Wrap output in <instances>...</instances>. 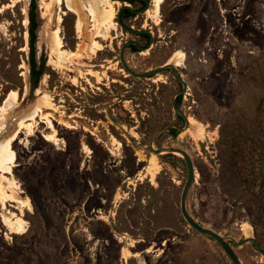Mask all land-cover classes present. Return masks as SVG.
<instances>
[{"label": "rangeland", "instance_id": "1", "mask_svg": "<svg viewBox=\"0 0 264 264\" xmlns=\"http://www.w3.org/2000/svg\"><path fill=\"white\" fill-rule=\"evenodd\" d=\"M109 1L119 3L117 26L102 39L95 37L105 31L100 0H70V7L37 0L35 49L46 68L32 91L30 0H0V148L19 131L11 171L0 172V264H232L217 242L181 216L188 177L182 156L145 150L158 130L185 126L171 107L182 88L171 71L135 79L122 68V45H145L118 25L123 5L134 11L124 25L154 36L142 54L124 51L126 64L144 73L169 62L187 85L179 109L188 128L163 133L153 148H178L189 156L195 176L188 213L223 238L248 241L232 246L242 264H264V0H163L158 12L148 0L144 13L138 1ZM57 29L63 49L77 57L59 54ZM92 36L103 47L95 54ZM177 52L183 59L170 62ZM11 92L15 100L5 103ZM109 100L114 111L98 106ZM189 117L202 125L201 133ZM187 130L198 131V139ZM51 134L57 141L47 139ZM17 219L21 232L9 226Z\"/></svg>", "mask_w": 264, "mask_h": 264}, {"label": "water", "instance_id": "2", "mask_svg": "<svg viewBox=\"0 0 264 264\" xmlns=\"http://www.w3.org/2000/svg\"><path fill=\"white\" fill-rule=\"evenodd\" d=\"M114 1H122V2H125V0H114ZM136 1H143L146 3V7L139 11L138 13H144L146 10H147V7H148V0H136ZM120 11L118 12L117 14V18H118V23L119 25L125 30L127 31L128 33H131V34H140V33H144V31H136V30H133V29H129L127 27H125L121 21H120ZM124 47L125 45L122 47L121 51H120V55H119V60L123 66V69L130 75L134 76V77H137V78H140V79H145V78H152L153 76L157 75L158 73H160L161 71H163L165 68H158V69H154L152 71H148V72H145V73H135L133 71H131L129 69V67L126 65L125 61H124V57H123V50H124ZM174 70V68H173ZM175 71V70H174ZM176 73V72H175ZM176 75V78L182 83L183 85V90L181 92H177L173 98H172V101H171V104H172V107H173V110L179 115L181 116L184 121H185V126L183 127V129L175 126V125H167L165 127H163L162 129L158 130L152 137L151 141H150V145L148 148H145L146 151H150L152 154L154 155H161V154H174V153H177L179 155L182 156L185 164H186V167H187V171H188V177H187V180L183 186V189H182V193H181V197H180V213H181V216L183 217V219L185 220V222L192 228L194 229L196 232H198L199 234L203 235V236H206L212 240H214L215 242H217L220 247L223 249L224 253L226 254V256L228 257V259L230 260V262L232 264H242L240 259L236 256V254L234 253L233 249H232V246H240V245H244L245 243H247L248 241H243L242 243H238L232 239H228V238H223L221 235H219L217 232L211 230V229H208V228H204L202 227L200 224H198L191 216L190 214L188 213L187 209H186V198H187V194L189 192V189L192 185V183L194 182V176H195V172H194V168H193V165H192V162L189 158V156L182 150L178 149V148H172V147H166V148H156L154 149L153 148V143L154 141L156 140V138L158 136H160L161 134L169 131L170 128H173L175 129V133L176 134H179L181 131H184L188 128V124H187V119L185 118V116L182 114V112L176 107L175 103H174V99L177 95L183 93L186 85L185 83L182 81V79L177 75ZM111 122H113L121 131L122 133L125 135V137L130 141L132 147L134 149H137V145L135 144V142L132 140L131 137H129L127 134H126V131L123 129V127L121 125H118L117 123H115L112 119H110ZM252 240V239H250ZM254 242V240H252ZM254 250L255 251H258L260 252L256 245H254Z\"/></svg>", "mask_w": 264, "mask_h": 264}, {"label": "bare ground", "instance_id": "3", "mask_svg": "<svg viewBox=\"0 0 264 264\" xmlns=\"http://www.w3.org/2000/svg\"><path fill=\"white\" fill-rule=\"evenodd\" d=\"M61 1H65L66 2V5L70 7V0H59V3H61ZM101 1V5L103 7V21H102V24L105 31L104 33L102 32H97V34L95 35V37H102V39H105L107 36H108V33H109V30H114L116 29V23L114 22V17H115V13H116V10L114 8V5H118L119 3L118 2H111L109 0H100ZM163 0H152V2L154 3V6L156 8V11L158 12V9H159V6L160 4L162 3ZM98 2V1H97ZM99 3V2H98ZM90 14H91V18H92V21L94 22L95 21V12L93 10H90ZM145 14L149 15L150 16V13L149 12H146ZM60 20V18H58V21ZM61 21V20H60ZM157 22V19L155 20ZM76 29H77V33L80 37L82 31H83V23H82V20H80V18L77 19V24H76ZM58 30H56V32L54 33L55 35V43H56V46L60 49L59 51V54L62 56V57H66L65 60L69 59L70 57H74L76 55V53L72 52V51H67L66 49L64 50L63 49V43H62V40H61V37L58 35ZM100 30V29H99ZM94 36H92V41H91V44H90V52L92 54H95L96 52H99L102 50V45L94 40L95 39ZM184 57V54L182 52H177L173 55V57L171 59H169L170 62L174 61V62H179V60H182ZM79 58V56H78ZM60 61V60H59ZM53 62V61H52ZM54 63V62H53ZM169 63V62H168ZM55 65V63H54ZM57 65V64H56ZM59 65V63H58ZM179 65V64H178ZM61 66V65H59ZM179 67V66H177ZM92 72V71H91ZM93 76H95V78L97 79V81L100 80V77L98 76L97 73H92ZM126 76V75H125ZM161 78H159L160 80ZM162 81V80H161ZM16 98V93L15 92H11L8 96V98L5 100V103H7V101H9L10 99L12 100H15ZM2 109L1 111H3V108H0ZM188 122L189 124H191L192 126L193 125H198L199 127L198 128V131L199 133H201L203 131L202 129V125L200 124H197L196 120H194L193 118H188ZM50 127H51V123L50 121L47 122ZM30 125V124H29ZM20 127L21 129L24 127V122H22L20 124ZM30 131V130H29ZM198 131L196 132H192L190 130H187V132L189 133L190 137L193 139V140H197L198 139ZM186 132V134H187ZM19 131L15 132L13 134V136L7 140V142H5L3 144V146H1L0 148V172L2 171L3 173H8L10 172L11 170V165L13 164V161H14V152L12 151V148H11V145H12V142L16 139L17 135H18ZM47 139L51 140V141H57V139L55 138V135L54 134H51V135H48L47 136ZM117 145H119L120 143L116 142ZM84 148V147H83ZM88 149V148H87ZM86 148L85 150L88 151ZM177 154V153H175ZM179 155V154H177ZM151 163L153 164V168L155 169H158V164L156 162V159L153 158L151 160ZM1 172V173H2ZM151 173V172H150ZM11 174V173H10ZM1 175V174H0ZM2 176V175H1ZM3 177V176H2ZM5 178V177H4ZM3 178V179H4ZM154 178V174L152 173L151 174V180H153ZM6 181V178L4 179ZM8 183H10L11 185H14V182L12 181H8ZM2 189L0 188V191ZM5 196V195H4ZM5 199V198H4ZM25 223V222H24ZM9 224V223H8ZM10 228L15 231V232H21L24 230V227H23V221L21 219H17V220H13V222L10 223ZM21 234V233H20ZM124 256V254H123ZM129 257V256H128Z\"/></svg>", "mask_w": 264, "mask_h": 264}, {"label": "flooded vegetation", "instance_id": "4", "mask_svg": "<svg viewBox=\"0 0 264 264\" xmlns=\"http://www.w3.org/2000/svg\"><path fill=\"white\" fill-rule=\"evenodd\" d=\"M114 1V0H113ZM134 1H136V0H134ZM122 2V1H121ZM125 2H126V0H125ZM125 2H123V3H125ZM138 2H140V3H142V5L144 6V8L146 7V3L145 2H143V1H138ZM148 4H149V2H148ZM29 6H30V4H29ZM134 13V11H132V10H130V8L129 7H127V5H123V7L121 8V10H120V21H121V23L124 25V23H123V19L126 17V15H128V14H133ZM153 24H154V22H156L155 21V19H154V22L153 21H151ZM117 23H118V18H117ZM157 23V22H156ZM118 25H119V23H118ZM28 26H29V18H28ZM120 26V25H119ZM125 26V25H124ZM121 27V26H120ZM126 27V26H125ZM144 27V26H143ZM122 28V27H121ZM128 28V27H127ZM123 29V28H122ZM130 29V28H129ZM136 31H142V30H136ZM127 32V31H126ZM131 34V33H130ZM152 33H150V32H145L144 31V33H140V34H132V35H134L135 37H138L139 39L141 38L142 39V41H144V43H145V45L144 46H140V45H138L134 40H131V41H127V42H125L123 45H122V47L125 45V47H124V50H123V54H124V51H126V50H128L129 52H131V53H133V54H135V53H138V54H142L141 52L142 51H144V50H147L149 47L150 48H152V42L154 41V36L153 35H151ZM157 38H162V36L161 35H159V36H157ZM28 40H29V33H28ZM122 47H121V49H122ZM121 49H120V51H121ZM120 51H119V54H118V56L120 55ZM120 61V60H119ZM125 61V60H124ZM126 63V62H125ZM120 64H121V62H120ZM127 65V64H126ZM177 65V64H176ZM99 66V65H98ZM121 66H122V64H121ZM128 66V65H127ZM129 67V66H128ZM122 68H123V66H122ZM158 68H165L163 71H161L160 73H162V72H165V71H171V73L173 74V77L175 78V80H176V83H177V85H179V86H181V91L183 90V85H182V83L176 78V69H175V67L173 66V65H171L170 63H166V64H164V65H162V66H159ZM158 68H156V69H158ZM173 68H174V70H173ZM129 69L131 70V71H133L130 67H129ZM154 70V69H153ZM133 72H135V71H133ZM148 72V71H147ZM135 73H137V72H135ZM145 73V72H144ZM29 74H30V68H29ZM130 75V74H129ZM158 75V74H157ZM178 75V74H177ZM127 76V75H126ZM131 77H133V78H135V79H140V78H137V77H134V76H132V75H130ZM156 76V75H155ZM145 79H148V78H145ZM183 81V80H182ZM165 81H163V83H164ZM184 82V81H183ZM185 83V82H184ZM89 87L91 86L90 84H89V82H87L86 83ZM99 84V83H98ZM103 87H106V88H108L106 85L107 84H101ZM185 85H186V83H185ZM130 88H132V86H129ZM98 92H101V90H100V88H95ZM186 89H187V85H186V87H185V89H184V91H183V93H181V94H179V95H177L176 97H175V99H174V103H175V105H176V107L179 109V107H180V99H181V97H182V95L185 93V95L187 94L185 91H186ZM82 91H83V89H82ZM181 91H178V92H181ZM93 92V91H92ZM103 93V92H102ZM132 94L133 92L132 91H128L126 94ZM177 93V92H176ZM175 93V94H176ZM93 94L95 95V96H97V97H99L100 95H99V93L97 94V93H95V92H93ZM92 97V96H91ZM92 98H94V97H92ZM106 105V107L108 108V110H109V112H111V111H114L113 109H111V107L112 106H114V100H109V102H107V101H105V102H103V103H101V102H98V106L99 105ZM137 108L139 107V108H142L143 106H145V104H143L142 106L141 105H135ZM89 107H96V105H94V106H89ZM171 107H172V104H171ZM173 108V107H172ZM180 110V109H179ZM140 111V110H139ZM96 112H99V111H96ZM128 112L131 114L130 115V118H135V115H134V111H131V110H128ZM114 114H105V118H108L109 120L110 119H112V116H113ZM175 115H176V117H177V119H183L181 116H179L176 112H175ZM81 118H83V117H81ZM113 120V119H112ZM184 120V119H183ZM111 121V120H110ZM176 126V125H175ZM167 132H171L172 134H176L175 133V129H173V128H170L169 129V131H167ZM162 135V134H161ZM159 137V136H158ZM150 145V144H149ZM149 147V146H148Z\"/></svg>", "mask_w": 264, "mask_h": 264}, {"label": "trees", "instance_id": "5", "mask_svg": "<svg viewBox=\"0 0 264 264\" xmlns=\"http://www.w3.org/2000/svg\"><path fill=\"white\" fill-rule=\"evenodd\" d=\"M132 2V0H126ZM131 15V14H129ZM29 18V58L28 65L30 68L29 74V83L31 85L32 91L35 90L40 82L42 75L45 72L46 61L43 58L37 59L35 41H36V32L40 26V19L37 10V0H30V6L28 11Z\"/></svg>", "mask_w": 264, "mask_h": 264}]
</instances>
